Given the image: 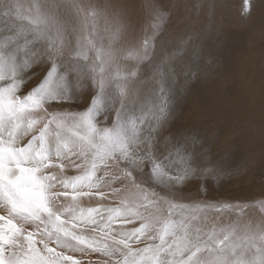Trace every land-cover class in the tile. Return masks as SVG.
I'll return each instance as SVG.
<instances>
[{
	"label": "snow or ice",
	"instance_id": "1",
	"mask_svg": "<svg viewBox=\"0 0 264 264\" xmlns=\"http://www.w3.org/2000/svg\"><path fill=\"white\" fill-rule=\"evenodd\" d=\"M131 9L0 0V264H264V193L207 199L243 169L172 130L191 37Z\"/></svg>",
	"mask_w": 264,
	"mask_h": 264
},
{
	"label": "rangeland",
	"instance_id": "2",
	"mask_svg": "<svg viewBox=\"0 0 264 264\" xmlns=\"http://www.w3.org/2000/svg\"><path fill=\"white\" fill-rule=\"evenodd\" d=\"M132 5L134 21L142 19L143 0H111ZM171 16L165 32L170 46L191 37L198 52L178 61L181 83L172 130L203 138L211 158L226 156L243 171L218 185L209 184L212 201L246 202L264 193V0H156ZM194 73L183 82V73ZM195 184L192 196L203 193ZM203 198V197H200ZM95 206V201H92ZM89 202L84 201L88 206ZM249 219L259 213L249 210Z\"/></svg>",
	"mask_w": 264,
	"mask_h": 264
}]
</instances>
